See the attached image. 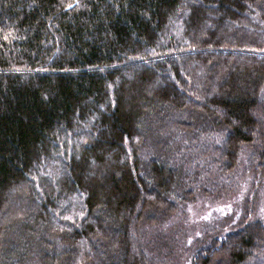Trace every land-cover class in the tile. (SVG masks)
Here are the masks:
<instances>
[{
    "label": "trees",
    "instance_id": "trees-1",
    "mask_svg": "<svg viewBox=\"0 0 264 264\" xmlns=\"http://www.w3.org/2000/svg\"><path fill=\"white\" fill-rule=\"evenodd\" d=\"M260 1L0 0V264H161L136 231L176 146L203 191L240 190L238 162L264 183ZM237 214L192 264H264V220Z\"/></svg>",
    "mask_w": 264,
    "mask_h": 264
},
{
    "label": "rangeland",
    "instance_id": "rangeland-1",
    "mask_svg": "<svg viewBox=\"0 0 264 264\" xmlns=\"http://www.w3.org/2000/svg\"><path fill=\"white\" fill-rule=\"evenodd\" d=\"M257 5L263 6L264 0L258 2ZM215 139L218 138L213 137L209 140ZM190 146L195 147L193 142ZM177 148L178 146H176L175 152L167 155V158L172 159L167 160L165 163L169 164L170 168H176L178 177L181 178L175 183V190L172 191V195L165 198V205L158 206V211H153L156 215L151 221L152 225L150 224L151 226L146 227L143 231L139 227L136 231V233L139 232L137 237H142L145 251L147 249L150 252L155 249L160 251L155 256L162 260L161 264H192L194 254L209 247L208 242L210 240L213 242L217 235L227 230L229 225L235 222L231 218V220L220 219V215L224 213V210H227V205H232L235 208V213H238L236 217L241 215V211L246 210L249 216L255 214L256 217L258 216L264 220V183L257 185L258 183L254 182L253 176L249 172L250 163L247 165L246 162H241L242 167L239 162L236 163L239 166V171H236L237 174L244 177V186L240 190L232 188L229 193L225 192V194L214 190L203 191L197 185L199 181H202V173L200 172L206 167L201 162L206 163L205 159L202 160V157L197 158L194 155L195 153L188 149V145H183L181 152ZM207 162L210 164V160ZM197 168L198 170L193 172V169ZM198 171L200 174L197 181L192 186H183L181 180L188 179L191 173L196 174ZM213 178L211 176V179ZM151 189L154 190L155 188L151 187ZM215 195L219 196L213 198ZM220 195L226 196L220 197ZM74 198H70V206L73 209H80L79 199H76V196ZM155 205L158 204L155 203ZM9 207L11 208V205ZM20 207L22 208V205ZM17 211L19 209L15 210L16 213ZM110 220L112 222L110 226L116 228L114 232L118 231L120 233L119 223ZM217 225H219L220 230L217 229ZM109 230L112 231V229ZM35 235L32 234L31 238L35 239ZM111 237L112 235H110V239ZM153 237L154 239H152ZM102 251L105 253L104 258H102L104 264H117L115 253L113 257V252H105L103 249ZM251 264H255V261H252Z\"/></svg>",
    "mask_w": 264,
    "mask_h": 264
}]
</instances>
